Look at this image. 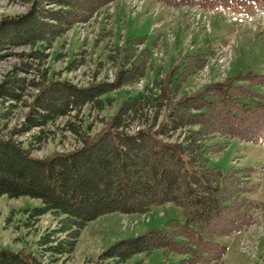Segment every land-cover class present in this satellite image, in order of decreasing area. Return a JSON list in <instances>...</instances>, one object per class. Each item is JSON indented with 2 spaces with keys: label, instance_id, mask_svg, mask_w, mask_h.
<instances>
[{
  "label": "trees",
  "instance_id": "16d2710c",
  "mask_svg": "<svg viewBox=\"0 0 264 264\" xmlns=\"http://www.w3.org/2000/svg\"><path fill=\"white\" fill-rule=\"evenodd\" d=\"M113 1L24 0L25 12L0 17V56L26 45L30 51L22 52L21 57L42 67L40 80L20 74L32 68L28 62L0 76V104L20 101L29 87L36 89L20 128L7 133L0 130V197L41 199L43 207L27 209L26 213L34 221L47 212L59 217L56 226L39 240L52 243L50 249L59 254L72 251L73 238L105 214H145L153 206L172 203L182 209L184 221L171 219L159 230L118 241L89 264H125L135 254L148 256L157 249L182 255L179 264H222L228 248L217 237L251 226L260 205L247 196L250 169L232 167L225 171L211 164L212 157L224 149L215 140L220 136L252 142L264 136V102L254 106L248 103L251 98L264 99L253 89L264 85V74L186 94L174 101L167 120L161 124L159 112L172 98L155 80L153 87L146 86L137 95L128 94L113 122L94 139L48 157L35 156L29 146L14 138L15 134L60 118H77L87 105L104 109L112 102V98L103 99L104 95L145 76L151 52L139 48L145 42V38H139L117 48L116 57L123 58V63L112 82L77 86L69 79L48 78L44 68L49 57L46 50ZM159 1L172 7L199 3ZM207 56L199 52L191 56L174 82L173 95L203 68ZM75 63L77 60L71 61L72 66ZM245 81L247 85L242 83ZM66 125L80 134L74 121ZM135 125L139 126L136 130ZM176 132L180 139L174 142ZM32 137L37 140L41 135ZM0 264L48 263L23 247L19 251L1 248Z\"/></svg>",
  "mask_w": 264,
  "mask_h": 264
},
{
  "label": "rangeland",
  "instance_id": "374dc122",
  "mask_svg": "<svg viewBox=\"0 0 264 264\" xmlns=\"http://www.w3.org/2000/svg\"><path fill=\"white\" fill-rule=\"evenodd\" d=\"M134 1L115 0L89 22L67 31L46 50L49 57L44 68L49 79H69L77 86L103 80L112 82L123 63V58L116 57L117 48L128 40L146 38L145 45L157 52L151 58L146 75L138 83L104 95L103 99L112 98L104 109H92L87 105L77 118H60L52 124L15 134L14 138L29 146L35 156L48 157L83 146L113 122L128 94L137 95L146 86H152L155 80L161 82L172 98L169 99L170 107L168 105L159 112L161 124L167 120L177 98L199 92L209 84H231L237 77L264 74V0H199L203 8L209 5L214 10L210 14L209 10L199 11L198 8H172L156 0H144L141 4ZM26 5L24 0H0V17L25 12ZM198 48L211 49L213 53L209 51L211 56L205 67L182 85L179 97L173 95L179 72H183L191 60L188 54L202 52ZM29 51L25 45L3 52L0 76L21 62H32L20 55ZM73 60L77 63L72 66ZM40 70L42 67L34 62L29 71H20V74L40 80ZM157 88L159 92L161 86ZM253 89L264 96V85ZM34 92L36 89L29 87L20 101L0 104V130L3 133L20 128L30 110ZM259 102L264 99L251 98L248 103L254 106ZM73 121L80 127V134L73 133L70 125H66ZM138 128L135 125L134 130ZM35 135L41 137L34 140L32 136ZM179 136V132L174 133L173 140ZM215 142L223 144L224 149L212 157L213 166L225 171L233 166L251 170L247 196L260 205L254 211V220L261 221L247 232L217 237L216 240L228 248L222 264H264V136L253 142L219 136ZM40 207H43V201L39 198L0 197V249L19 251L27 247L48 264H89L118 241L159 230L171 219L184 221L182 209L172 203L153 206L145 214H105L89 222L73 238L72 251L59 254L50 249L52 243L39 242L44 233L56 226L59 217L47 212L34 221L26 213L27 209ZM182 259L183 256L175 252L157 249L148 256L135 254L125 264H179Z\"/></svg>",
  "mask_w": 264,
  "mask_h": 264
},
{
  "label": "crops",
  "instance_id": "0c3cea01",
  "mask_svg": "<svg viewBox=\"0 0 264 264\" xmlns=\"http://www.w3.org/2000/svg\"><path fill=\"white\" fill-rule=\"evenodd\" d=\"M240 233V232H239Z\"/></svg>",
  "mask_w": 264,
  "mask_h": 264
}]
</instances>
